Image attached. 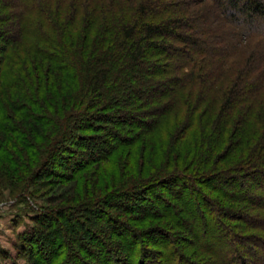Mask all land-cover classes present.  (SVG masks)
<instances>
[{"label":"trees","instance_id":"trees-1","mask_svg":"<svg viewBox=\"0 0 264 264\" xmlns=\"http://www.w3.org/2000/svg\"><path fill=\"white\" fill-rule=\"evenodd\" d=\"M260 24L264 0H0V198L42 201L20 234L28 264L114 250L122 264H199L170 233L195 235L169 201L188 208L184 193L209 209L205 236L241 240L228 220L264 228L228 191L264 179ZM142 236H164L160 255ZM234 244L217 264H247Z\"/></svg>","mask_w":264,"mask_h":264},{"label":"rangeland","instance_id":"rangeland-1","mask_svg":"<svg viewBox=\"0 0 264 264\" xmlns=\"http://www.w3.org/2000/svg\"><path fill=\"white\" fill-rule=\"evenodd\" d=\"M261 26L259 28L264 29V25L260 24ZM107 126H103L109 130H115V126H112L111 124H105ZM104 129V128H103ZM97 136L101 135L100 138L103 139L106 137V139H109V134L105 135L103 132L96 133ZM99 144H101V140H98ZM102 145V144H101ZM78 150H81L80 147ZM248 178V177H247ZM210 185L215 186L218 184L216 181H212ZM260 186V187H259ZM259 186L255 185L251 181L250 178L243 179L240 184H235L231 189H228L230 193L237 194L238 193H244V196H246L245 199H249L252 201L251 205H247L244 202L242 203H235V207H241L244 210H252V216L264 220V179L259 182ZM48 189L50 186H47ZM46 187V188H47ZM259 187V188H257ZM179 187H175V191L177 192ZM58 189V188H57ZM214 188H204V191L207 193V197H213L216 202L224 204L223 200L224 198L221 197L217 192H212ZM185 191V190H184ZM155 192L164 195L166 198L169 199V197L172 198V196L169 194L168 190L166 188H160L157 189ZM190 193H184L183 197L184 199L189 198L188 200L191 201L190 204H188V208L185 206L183 207L182 203L178 201L176 198L169 199V201L174 204V207H176V212L178 213V216H180L185 222H187V225L189 223L190 229L194 231L195 237L191 236L187 232H185L184 229L176 228L177 225L171 221L172 225L176 230H171L170 233L177 236L178 242L174 244L175 247L179 249V253L184 255L187 259H192L199 264H217L219 262V258L223 260L232 257V251L230 243L236 244V248L239 249V253H241V257L247 264H264V248H260L258 245L260 243L258 242H252L255 241L253 237L260 239H264V228H259L258 226L253 227L250 223H243L241 221H231L228 220L231 224H228L231 229L235 230L236 234L239 236L241 240L232 241L231 237H224L218 233V235H210L205 236L202 232V225H203V218H206L210 216L209 209L204 205L203 201L200 198L196 199V196H190ZM257 197V198H256ZM256 198V199H255ZM194 199V200H193ZM152 198V203L157 204L156 200ZM258 202H263V204ZM37 205H41L42 201L40 198L34 199V201H30V205L27 202H24L23 200H14V198L3 199L0 198V264H28V251L22 250L23 248V241L20 239V234L24 231L30 230L32 226H38L36 222L34 221L36 215L38 214L37 211H34L35 207ZM134 203V202H133ZM228 203V202H225ZM225 205V204H224ZM228 205V204H227ZM260 205H262L260 207ZM195 206V207H194ZM31 207V208H30ZM253 207H259L258 210H255ZM191 208H195L196 211V217L193 220H190L189 217L192 218V215L190 210ZM186 219V220H185ZM225 221V220H224ZM258 221V220H257ZM226 222V221H225ZM184 223V222H183ZM227 223V222H226ZM185 224V223H184ZM232 225V226H231ZM170 230V229H169ZM168 230V231H169ZM224 234V232H223ZM112 237V235H111ZM127 237V236H126ZM248 237V238H247ZM128 238V237H127ZM164 236H142L140 239V248H147V251H151L150 245L152 243L156 244L157 242L161 244V246H158L156 248L152 247L155 250L152 251H160L162 249V243L164 242L163 239ZM243 239V240H242ZM250 239V240H249ZM203 240V241H202ZM249 240V241H248ZM111 241V240H110ZM113 241V239H112ZM205 241V242H204ZM198 242L204 244L207 247L214 248L216 250V253L211 255L208 253L207 249L198 248L197 244ZM108 244V243H107ZM234 244V245H235ZM109 245H112L109 242ZM58 245H55L54 247L57 248ZM30 247V246H29ZM54 248V249H55ZM89 249H93L94 251H98V247L95 246V243L90 242L89 243ZM53 249V248H52ZM47 251V250H46ZM163 251V250H162ZM163 253V252H162ZM169 258L171 257V253L164 252ZM159 253L156 252V255ZM130 255V254H129ZM154 255V254H153ZM160 255V254H159ZM44 256V254H42ZM121 256V255H120ZM135 256V255H134ZM131 257L132 258H134ZM220 256V257H219ZM80 257V258H79ZM162 257V255H161ZM215 257H219L216 259ZM235 257V255H234ZM44 258V257H43ZM81 259V260H79ZM111 261H109V260ZM106 260H102L100 264H113L112 260L115 261L117 259L116 264H122V258L119 257L117 251H111L109 253V258ZM137 259V258H135ZM161 263L168 264V261H165V258H158ZM170 259V258H169ZM68 260L70 261V264H82L83 260L85 263L86 261H89V258L86 256V253L84 252H78L76 255V258L68 257ZM93 263L96 262L94 260H91ZM134 261V260H132ZM130 263V261H128ZM172 262V259L171 261ZM169 262V264H170ZM62 264V263H61ZM95 264H99V262H96Z\"/></svg>","mask_w":264,"mask_h":264}]
</instances>
